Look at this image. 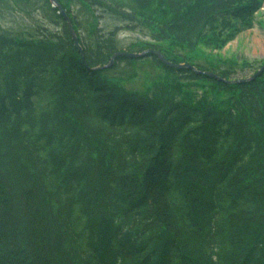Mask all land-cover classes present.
Returning <instances> with one entry per match:
<instances>
[{
  "label": "trees",
  "instance_id": "trees-1",
  "mask_svg": "<svg viewBox=\"0 0 264 264\" xmlns=\"http://www.w3.org/2000/svg\"><path fill=\"white\" fill-rule=\"evenodd\" d=\"M58 1L83 50L50 0H0V264H264V69L173 51L224 47L264 0ZM15 6L60 29L5 27ZM139 25L156 40L129 51L200 71L149 52L164 79L127 88L118 64L144 57L105 64Z\"/></svg>",
  "mask_w": 264,
  "mask_h": 264
},
{
  "label": "rangeland",
  "instance_id": "rangeland-1",
  "mask_svg": "<svg viewBox=\"0 0 264 264\" xmlns=\"http://www.w3.org/2000/svg\"><path fill=\"white\" fill-rule=\"evenodd\" d=\"M15 7L18 8L17 6ZM38 9L34 10V6H31L28 11H19V8L17 11V9L13 10L9 8L8 13L7 11L5 12L4 17H6V19L4 22L2 20V24L9 29L11 27L15 30L26 26H32V24L35 23L44 22L55 30L60 29L56 21L52 23L43 14V11ZM72 9L75 17L76 12L79 14L85 13L77 3L72 4ZM100 11L101 8L98 10V13ZM86 14L87 15L83 14L84 19L80 24V30L84 36L87 35L90 23L94 20V17L90 13L87 12ZM107 19H110V24L107 28L115 26L119 27L121 24L120 22L122 21L116 17H107ZM100 25L103 26L102 16ZM117 34L119 44L122 45L124 50L140 46L147 40L150 42H154L156 40L153 38L149 29L144 25H139L135 28L121 27L118 28ZM165 43L166 45L168 44L167 42ZM133 51L142 52L139 50ZM173 51L176 54L178 53L185 57L191 56L193 59L197 60V62L200 61L202 64L211 63L213 60L217 63L219 68L230 70V74L235 77H244L253 74L255 68L260 66L264 61V2L262 8H260L255 14L253 26L242 30V32L238 33L236 37L233 38L232 41L228 42L224 47L213 48L202 44L197 53L192 54L188 49L177 45ZM245 61L251 62L252 65L247 64ZM117 68L122 75H126L125 78L127 80H125V84L129 89H150L156 84V82L164 79L163 70L158 66H153L150 57L141 58L133 64L122 61L118 64ZM185 81L190 85L194 83L191 79H186ZM205 88L206 86H201L193 87L192 89L197 92L196 97L201 98L202 92Z\"/></svg>",
  "mask_w": 264,
  "mask_h": 264
},
{
  "label": "water",
  "instance_id": "water-1",
  "mask_svg": "<svg viewBox=\"0 0 264 264\" xmlns=\"http://www.w3.org/2000/svg\"><path fill=\"white\" fill-rule=\"evenodd\" d=\"M52 4L56 5L59 7V9L61 10V12L63 13V15L66 16L67 20H68V24L70 25V28H71V33H72V36L74 37V40H75V43L78 44V47H80V49H82L81 45H80V42H79V37L77 36L76 34V31H75V28H74V25H72V22L70 20V17L69 15L67 14L65 8L57 1V0H51ZM154 52V53H157V55L160 56V58L162 59V61L164 63H167L169 65H172L174 67H192L194 68V70L196 71H199L193 64H190V63H174L172 62L171 60H169L167 57H165L164 55H162V53L160 52V50L158 49H148V50H145L144 52L142 53H138V52H128V51H117L115 53H113V55L111 56V61L109 63V66L115 61V59L118 57V56H122V55H127V56H144V54H146L147 52ZM262 69H264V66L262 68H260L259 70H257L255 72L254 75H252L251 77H246L243 79V81L245 80H249V79H253L255 78V76H257L258 74H261L262 72ZM209 74H213L215 76H218L217 74H215L214 72H208ZM219 78H221L220 76H218Z\"/></svg>",
  "mask_w": 264,
  "mask_h": 264
}]
</instances>
